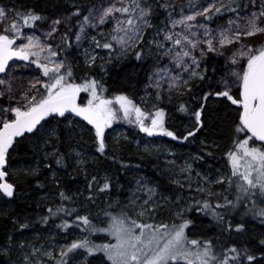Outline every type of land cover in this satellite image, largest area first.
<instances>
[{"label": "snow or ice", "instance_id": "obj_1", "mask_svg": "<svg viewBox=\"0 0 264 264\" xmlns=\"http://www.w3.org/2000/svg\"><path fill=\"white\" fill-rule=\"evenodd\" d=\"M161 8L168 15L158 26ZM169 9L173 6L166 0H102L87 9L73 4L56 15L30 6H0V208H10L33 190L28 177L35 179V190L47 187L49 175L60 188L58 170L87 163L85 136L96 153L125 166L116 155L120 140L111 146L108 142V130L119 121L146 137L195 142L197 133L209 127L210 112H223L228 128L220 139L230 141L223 146L199 140L207 156L212 149L225 148V175L210 179L196 171L193 165L205 159L199 153L179 168L183 179L176 178L175 161L168 162L167 175L179 189L192 191V176L200 178L195 187L199 198L188 202L182 195L158 200L157 186L137 180L126 202L116 200L102 210L101 227L89 205L111 193L113 179L93 175L86 177L84 192L62 188L51 194L59 203L37 204L41 212L35 215L16 212L9 219L22 237L26 230L39 233V226H45L52 243L37 244L39 235L19 241L8 235L0 244L2 264H92L97 254H102L101 264H264V232L253 235L246 219L251 214L264 226V0H216L178 19ZM225 11L233 15L217 22ZM109 24L105 32L103 26ZM85 43L89 48L84 49ZM81 49L83 75L72 58ZM128 52L137 61L151 62L144 95L138 99L127 90H111L106 81L108 65ZM15 68L31 70L25 84H14ZM172 111L188 118L183 131L169 126ZM23 149L32 153L35 164L15 168L13 153ZM145 151L151 154L148 145ZM157 151L166 149L157 146ZM41 167L49 169L43 180L37 179ZM80 196L87 203L77 205ZM160 200L176 205L175 219L146 222ZM194 209L211 217L219 235L191 237L186 230L194 221L187 213ZM53 228L59 230L55 235ZM73 229L82 235L59 244L56 236ZM95 233L105 234L107 242L96 243ZM245 235L247 239L234 242Z\"/></svg>", "mask_w": 264, "mask_h": 264}, {"label": "trees", "instance_id": "obj_2", "mask_svg": "<svg viewBox=\"0 0 264 264\" xmlns=\"http://www.w3.org/2000/svg\"><path fill=\"white\" fill-rule=\"evenodd\" d=\"M99 0H0V5H7L9 8L16 7L22 8L25 6L34 7L37 11H40L46 15H56L63 12L65 8L71 7L75 4L77 7H82L84 9L92 7ZM155 6V5H154ZM169 11L174 12L173 9ZM231 12L225 11L223 17L230 15ZM168 13L164 9H158L156 16L157 19L155 22L158 26L161 21H166ZM212 24V23H210ZM74 61L80 66L77 71L79 75H83V62L80 57L73 53ZM151 62L149 60L137 61L135 59L134 53L130 52L121 60H113L111 64L108 65L109 75L106 77L107 84L110 86L111 90L124 89L127 90L130 95H135L137 99L140 96L144 95V86L147 81V72L150 69ZM129 77H132L129 80ZM183 99L187 100L188 97ZM168 108H171V105H168ZM171 118L168 121L170 127L177 128L183 131L181 125H187L188 118L182 116L175 111L170 113ZM209 127L203 130L201 133H197L198 140L195 142H185V141H172L168 137H148L151 140L155 139L157 146L168 147L171 149L172 153H177L175 155L169 154V158L178 159L181 166L184 165L186 160L190 161V157L196 155L197 153L205 155L203 161H198L193 165L196 171H199L203 174L209 175V178H214L218 175L227 174V166L224 163V150L222 147L219 150L212 149L213 155L207 156V149H203V146L199 143V140L208 139L209 141L216 140L217 143L226 146L230 141L226 139H220L228 128L226 122H224V113L223 112H210ZM113 126L124 128L126 135L134 139H143L145 134L140 133L138 129L134 126L127 124L124 121H119ZM87 141L84 152L87 154V163L82 167H71L65 170H58L57 176L61 179L62 183L60 188H57L54 184L50 182L47 183V187L39 190H35V179L28 177V182L32 185V189L26 192L25 198L22 200H17L10 208H0V244L6 242L8 235H14L17 241L21 240L22 237L20 232L16 229L15 225L11 222L10 217L14 216L16 212H26L28 214L35 215L38 212H41V209L36 208L37 204H51L53 201L59 203L58 198L51 196L52 193L58 192L62 188H67L70 193H76L77 190L84 192L86 188V177L88 180L91 179L93 175H96L98 179L104 176H111L113 179V188L110 194L101 195L96 201L95 206L89 205L94 222L99 224V219H103V209L107 207L109 203H112L116 200L124 202L126 198L129 197L128 193L137 180H144L149 182L152 186H157V191L160 194V197L166 196L174 199L176 195L184 196L187 194L186 189H179L177 185L171 183L169 176L167 175L166 167L159 161L154 152L156 150H150L151 154L148 151H144L140 147L134 146L131 141H122L120 142L122 148L117 151V159L121 161L120 163L113 162L111 159H107L103 156H100L95 152L92 147V141L89 137L85 136ZM191 140V138H190ZM111 146V144H109ZM39 159V157H37ZM26 164H35V160L32 158V153L27 149L21 150L19 154L13 153V165L15 168L24 167ZM55 167V166H54ZM42 175L37 179H44V175L49 174V169L41 167ZM178 177V176H177ZM193 178V177H192ZM11 180L19 179L24 180L25 177L12 176ZM197 179H200L199 177ZM212 188L216 191L221 190L220 185H213ZM194 190L189 191L192 193ZM199 193H195V197L199 198ZM186 202H188L186 200ZM67 203V202H66ZM87 203L84 196H80L77 200V205ZM166 207L159 209V212L156 216L155 223H171L175 217L173 216V211L175 210L176 205L172 204L171 206L167 201H163ZM72 205L69 204V207ZM46 211V209L44 210ZM187 218L194 221V226H190V229L187 230H196L197 232H192V238H198L201 235L204 237H213L219 235L217 231L213 228V222L210 216H206L203 213L196 211L195 209L187 213ZM71 219V218H69ZM239 219V217H237ZM249 221L248 228L253 235H259L261 232H264V226L261 225L259 218L253 217L251 214L246 217ZM59 223V220L56 221ZM193 230V231H194ZM59 232L58 229H51V234L55 235ZM80 232V229H73L69 235L60 233L56 236V240H59L61 237L66 236L65 241L70 242L73 238L71 235L73 233ZM33 234H38L40 237L49 236V230L45 226H39V233H34L31 229L26 230L23 234V237H30ZM247 239V235L244 237L235 239L234 242L239 243L241 240ZM251 244H255V241H251ZM256 254L259 256V250H256ZM101 256H96L95 259H92V264H101ZM91 259V258H90ZM2 264V261H0ZM104 264H107L105 261Z\"/></svg>", "mask_w": 264, "mask_h": 264}, {"label": "rangeland", "instance_id": "obj_3", "mask_svg": "<svg viewBox=\"0 0 264 264\" xmlns=\"http://www.w3.org/2000/svg\"><path fill=\"white\" fill-rule=\"evenodd\" d=\"M102 2V0H99L97 3H95L94 5H100ZM166 2L170 3L172 6H173V9H174V12L172 13L173 15V18H176L178 19L180 17L181 14H191L194 10H198V7L199 6H207L208 3L210 2H216V0H166ZM224 2H228V0H224ZM1 6V5H0ZM233 14L231 13L230 15L226 16V17H223L222 20H219L217 22H220V23H223V22H226V20L231 17ZM197 21H199L200 23H204L205 21L203 20L202 17H197ZM192 23H196L195 21L192 22ZM210 26L212 27H215V23H212L210 24ZM104 27V31L107 32L110 30L111 28V25H107V26H103ZM177 31H179V28L176 29ZM27 31V30H26ZM91 34L95 35L96 32L93 31ZM37 35H39V33H37ZM150 38V37H149ZM89 48V45L87 43L84 44V49H87ZM84 49H81L80 52H77L75 53L76 55H78L81 59V61L83 62L84 64V56H83V50ZM99 51V50H97ZM130 53V52H128ZM128 53H126L125 55H127ZM103 55H106V52L104 53H101ZM125 57V56H124ZM18 64H24L26 62H21V61H18L17 62ZM35 66H33V69H34ZM31 70L30 69H25V68H15L14 71H13V75L16 77V80L14 82L15 85H20V84H25L26 81H27V77H28V74ZM0 78H4V74L3 75H0ZM146 84H147V81H146ZM145 84V85H146ZM144 90H145V86H144ZM108 142L109 144H112L116 139H119L120 142L122 141H131L133 143L134 146H137V147H140L141 149H143L145 151V146L148 145L150 150H156L154 152V155L156 156V158L162 162V164H164L166 167L168 166V168L170 167V165L168 164L169 161H175V165H174V170L176 171V173L178 174L176 178H179V179H183L182 176L179 175V168L181 167V164L178 162L179 160L177 159H171L169 158V154L172 153L171 152V149L168 148V147H164L166 149V151H157V143H156V140L155 139H150L146 136L143 137V139H134V138H131L129 136L126 135V131L124 128H121V127H115L113 126L111 129L108 130ZM124 137H127V139H124ZM85 157L86 159L87 158V154L85 153ZM175 157H177V153H175ZM75 167V166H74ZM166 168V170L168 169ZM192 185H193V192L192 193H188L189 190L187 188L186 189V193L184 195V197H186L187 201L190 200L192 197H195V187H196V183L199 179H197L198 177H196L195 175L192 176ZM103 178V177H101ZM151 185V184H150ZM152 186V185H151ZM213 186V185H212ZM137 188V185H136V181L134 182V184L132 185L128 195L130 196L133 192H135ZM136 195L137 196H140L142 198H146L144 193L142 192H136ZM160 198V194L158 193V196H157V199L159 200ZM127 200V198H126ZM126 200L124 202H126ZM139 203V201H138ZM160 204L161 206L158 207L155 211V213L153 214L152 218L149 219L147 217H145V220L146 222L148 223H155L156 222V216L159 212V209L162 208V207H166V205L163 203V200H160ZM173 214H174V211H173ZM174 216V215H173ZM103 226H105L104 224H102ZM102 227V226H101ZM194 230V229H193ZM190 230V233L192 234V232H197L196 230ZM187 231V230H186ZM38 235V234H37ZM36 234H33L32 236L30 237H21L20 239H23V238H29L31 239L33 236H37ZM79 235H82V233L80 232H76V233H73V235H71V238L75 239L77 236ZM104 236L105 234L103 233H95L93 234L92 236V239L96 242V243H102V242H107V240L104 239ZM99 237V238H98ZM65 238L66 236H64L63 238L61 237L59 240H57L59 242V244H64L66 243L67 241H65ZM35 242L37 244L43 242L45 243L46 245L48 244H51L52 241H50L48 239V236H44V237H40L39 235V238H37L35 240ZM16 255V254H14ZM102 254H97V257L98 256H101Z\"/></svg>", "mask_w": 264, "mask_h": 264}, {"label": "water", "instance_id": "obj_4", "mask_svg": "<svg viewBox=\"0 0 264 264\" xmlns=\"http://www.w3.org/2000/svg\"><path fill=\"white\" fill-rule=\"evenodd\" d=\"M11 63V62H10ZM0 75H3L2 73H0Z\"/></svg>", "mask_w": 264, "mask_h": 264}]
</instances>
